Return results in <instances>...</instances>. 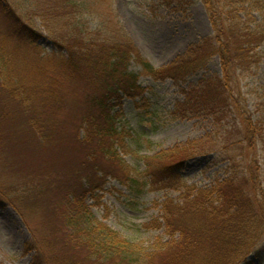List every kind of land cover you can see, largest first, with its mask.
<instances>
[{
  "label": "rangeland",
  "instance_id": "rangeland-1",
  "mask_svg": "<svg viewBox=\"0 0 264 264\" xmlns=\"http://www.w3.org/2000/svg\"><path fill=\"white\" fill-rule=\"evenodd\" d=\"M11 1L22 13L33 0ZM79 3L67 16L58 13L64 34L92 38L119 22L155 69L186 60L192 66L174 82L132 62L141 89L112 98L117 116L108 124L94 103L106 92L89 71L69 73L60 59L66 51L42 17L25 16L34 32L29 44L18 43L0 19L2 108L10 117L0 124V264H125L103 252L114 238L136 264H171L181 234L170 228L166 205L180 228L193 210L179 205L194 188L215 192L212 202L221 193L214 202L223 199L220 212L231 195L234 203L250 188L264 210V44L226 81L233 87L228 108L211 112L189 100L201 85L224 80L220 56L198 60L208 47L197 50L214 35L202 0ZM181 158L188 159L167 168ZM77 211L68 225L66 216ZM255 245L238 264H264V233Z\"/></svg>",
  "mask_w": 264,
  "mask_h": 264
},
{
  "label": "trees",
  "instance_id": "trees-1",
  "mask_svg": "<svg viewBox=\"0 0 264 264\" xmlns=\"http://www.w3.org/2000/svg\"><path fill=\"white\" fill-rule=\"evenodd\" d=\"M79 2L80 0H33L30 1V5L23 8L24 10L22 9L21 13L11 0H0V19L3 20L10 32L16 34L17 42L25 44L32 38L34 40V32L28 28L25 16L31 14L42 17L44 22H47L50 36L59 43L58 46L61 47V50L66 51V54L60 59L68 68L69 73L79 74L89 71L90 79L95 80L99 88L106 92L100 95V98L95 99L94 103L101 109L104 120L108 124L115 122L117 116L114 113V107L112 108L109 104L112 98L120 99L123 94L132 97L137 95L141 89L139 76L129 70L132 62L137 63L148 74L158 78L164 75V78H171L174 82L184 79V73H188L184 69L187 64L192 66L191 61L185 63L189 61L186 60L182 64L179 63L164 68V70L155 69L142 56L119 22L110 32H97L98 35L92 36V38L87 37L84 31L80 35H77L78 33L64 34L63 29L56 27L58 13L63 12L62 16H67V11L79 6ZM202 2L208 12L214 35L204 42L202 48L197 50L203 52V47H208V49L204 48L207 49L206 53L203 52L202 57L198 60L202 62L213 54L220 56L224 80L216 85L212 82L201 85L202 87L195 89V95L192 93L189 100H192L193 107L196 105L195 108L222 112L228 108L229 98L233 97L229 94V91L233 92V87L228 89L226 81L233 82V77L238 69L249 67L252 60L258 56L256 50L264 44V0H202ZM67 26L68 22L62 25L64 29H67ZM26 31H29V34ZM2 40L3 38H0V59L4 56ZM55 41L54 43H56ZM199 64L198 62L197 66ZM195 66L194 64L193 68ZM1 80L0 74V82ZM3 86L5 84L0 87V124L3 120L10 118L2 108L5 106L3 92H1ZM203 95L208 103L201 98ZM36 128L38 134H42L41 128L37 125ZM243 142L244 140H237L235 143L242 144ZM181 159L167 168L176 167L186 160ZM176 179L180 180L181 177L177 176ZM252 183L255 184L254 181ZM250 191L249 188L248 192L246 190L247 195L237 196V201L234 203L231 195L227 202L228 207L221 213L219 208L222 207L223 199L220 200L219 205L214 204V202H218L221 193L216 192V200L212 202L215 192L213 194L211 191L204 192L203 190L196 192L194 188L182 206L179 205V211L183 207L193 210V213L188 216L189 219L185 215L180 218L179 221L182 223L180 228L175 221L177 217L176 214H173V206L167 207L166 205L165 211L166 215L168 214L166 219L170 228L176 229L181 234L177 239L178 246L174 245V251L170 250L169 252L173 258L170 259L171 264H238L244 251L254 248L264 233V210L258 201L259 195L251 196ZM252 191L256 193V186H253ZM262 196L264 197V194ZM66 201L69 205L76 203H70L68 199ZM80 204L83 202L80 201ZM177 207L174 208L177 209ZM78 212L75 215L66 216L68 225L77 221ZM255 232L256 234L253 235ZM252 239L255 241L254 243L251 242ZM114 240L115 238L102 246L103 252L111 257L115 255L125 264H136L129 259L130 254H123L125 249L123 243L125 242L118 239L119 241L114 244ZM119 243H122L119 246V252L114 249L110 250L118 246ZM246 256L247 254L245 258Z\"/></svg>",
  "mask_w": 264,
  "mask_h": 264
}]
</instances>
